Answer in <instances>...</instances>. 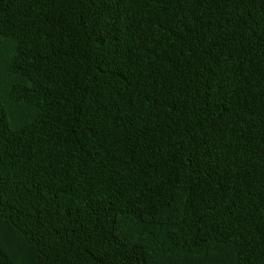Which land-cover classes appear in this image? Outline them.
<instances>
[{
	"label": "trees",
	"instance_id": "obj_1",
	"mask_svg": "<svg viewBox=\"0 0 264 264\" xmlns=\"http://www.w3.org/2000/svg\"><path fill=\"white\" fill-rule=\"evenodd\" d=\"M0 264H264V0H0Z\"/></svg>",
	"mask_w": 264,
	"mask_h": 264
}]
</instances>
